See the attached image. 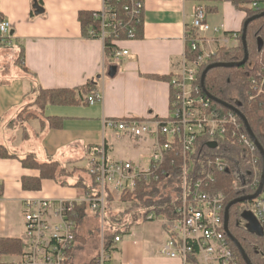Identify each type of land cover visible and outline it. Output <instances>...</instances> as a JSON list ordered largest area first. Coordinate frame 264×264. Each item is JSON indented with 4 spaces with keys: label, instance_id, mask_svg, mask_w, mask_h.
<instances>
[{
    "label": "crops",
    "instance_id": "obj_1",
    "mask_svg": "<svg viewBox=\"0 0 264 264\" xmlns=\"http://www.w3.org/2000/svg\"><path fill=\"white\" fill-rule=\"evenodd\" d=\"M144 5L137 38L118 43V50L129 55L109 62L105 44L92 36L86 38L79 21L80 13L99 12L103 0H0V19L10 22L13 42L11 46L0 43V72H6L0 77V146L17 156L0 158V238L23 239L28 200H74L85 193L82 187L63 186L54 180H43L39 191L25 190L24 179L35 180L41 175L38 170L23 167L21 159L29 155L40 163L56 162L72 175L81 171L90 175V149L106 144L114 160L148 166L150 147L105 131L104 122L164 120L170 115L172 87L160 78L182 72L187 36L199 7L205 8L211 28L220 30L218 34H205L206 51L216 53L220 48L240 45L234 35L239 36L243 30L247 13L228 0H144ZM3 49L9 54L8 62L2 60ZM111 67L117 68L114 77L109 76ZM33 80L38 90L45 91L96 82V95L101 100L94 105H49L44 115L38 106H31L28 111L34 118L13 126L20 112L36 101ZM46 117L63 118V127L41 132V121ZM24 128L27 139L23 137ZM118 144L122 147L120 154ZM163 225L161 219L134 225L129 234L120 236V242L112 243L109 264H184L179 257L163 255L165 244L172 238ZM78 245L70 264L81 254L75 255ZM101 247L97 245L99 250L92 260L97 259ZM19 261L18 256L4 257L8 264Z\"/></svg>",
    "mask_w": 264,
    "mask_h": 264
},
{
    "label": "built area",
    "instance_id": "obj_2",
    "mask_svg": "<svg viewBox=\"0 0 264 264\" xmlns=\"http://www.w3.org/2000/svg\"><path fill=\"white\" fill-rule=\"evenodd\" d=\"M144 8V0H103L102 9L94 14L100 24V33L91 32L92 37L104 44L109 39L119 43L123 35L126 40H134L137 27L143 21ZM206 18L205 8L199 7L192 24L196 36L188 35L187 44L192 52L201 54L192 61L185 57L182 72L170 83L173 95L170 115L164 120L130 118L104 122V130L114 133L118 138L132 140L137 145L145 142L151 149L148 166L114 160L108 155L106 144L91 148L90 175L95 179L97 193L85 191L83 197L74 200H28L24 215L26 232L22 239L25 247L17 264H70L78 231L77 221L71 215L83 205L88 207L89 216L97 213L101 215L103 242L97 262L109 264L110 252L105 248L104 240L108 196H115L111 202L113 206L124 204V194L133 193L139 183L149 185L169 178L166 166L175 164L169 160L175 150L174 144L180 147L186 168L181 205L176 210L177 219L170 222L161 218L172 235L162 250L163 255L179 257L184 264H191L188 261L190 258H196L198 264H239L224 228L225 195L214 191L218 175L229 171V162L224 158L209 160L205 164L209 171L203 170L191 186L188 184V175L195 168L192 157L199 140L207 139L209 144L218 145L219 141H225L228 137L251 154L252 169L246 177L248 180L253 178L254 182L246 187H259L261 181L255 157L258 150L249 134L243 133L240 117L232 111L226 115L218 113L211 108L208 97L198 95L199 88L196 85L200 70L215 54L206 51L205 34L220 32L218 28H211ZM10 28L9 21L0 19V43L5 46L13 43L9 36ZM234 36L239 39L238 35ZM127 55V51L117 49L113 60L120 61ZM251 86L256 97L264 95L263 66L256 71ZM254 98L252 96L251 100ZM99 100V95L89 97L91 105ZM250 208L264 236V189L259 197L251 201ZM154 218L151 215L149 219ZM120 241L121 237L115 239V242Z\"/></svg>",
    "mask_w": 264,
    "mask_h": 264
},
{
    "label": "trees",
    "instance_id": "obj_3",
    "mask_svg": "<svg viewBox=\"0 0 264 264\" xmlns=\"http://www.w3.org/2000/svg\"><path fill=\"white\" fill-rule=\"evenodd\" d=\"M213 1L221 2L223 0ZM228 1L232 2L237 9L247 13L246 21L251 17L264 13V0ZM254 5L257 6L254 7ZM79 21L81 23L83 35L86 38L92 36L91 32L95 34L100 33V24L96 21L93 13H80ZM142 25L143 21L141 25L137 27L135 39ZM188 35L196 36V31L192 30ZM242 35L243 30L239 34L240 45L238 47H223L218 49L211 60L200 70L196 85L199 88L198 95L207 97L201 86V77L209 65L215 63H240L243 61L245 57V48L242 43ZM124 40H126V37L123 35L121 41ZM247 48L249 52V61L245 65L235 68H217L209 71L205 80V88L207 92L217 100L226 102L239 109L242 115L248 120L253 132L264 148V135L260 131L262 123L264 122V95L256 97L251 86V80L255 76L256 71L262 66L264 67V17L250 23L247 31ZM117 49V41H113L112 39L106 41L105 54L109 62L113 60V56ZM200 54L201 53L192 52L189 45L187 46L186 57L188 61H192ZM175 77L177 76H169L160 79L171 83ZM31 85L32 91L38 92L36 101L20 112L17 119L12 122L13 126L23 122V120L34 118V115L29 114L28 111L31 106H38L41 111L40 114L44 115L49 105L79 106L89 103V97L96 95L98 91L96 82H91L86 86L75 89L47 91L42 89L38 90V86L34 80ZM252 96H255L253 100H251ZM211 108L222 115L231 112L223 105L214 101H211ZM240 121L243 133H248L243 120L241 119ZM63 122V118L46 117L41 121V132H44L47 128L61 129L63 127ZM23 137L25 139L29 138L26 128L23 129ZM174 146L175 150L170 154L169 160L175 162V164L172 167L166 166V170L170 173L169 178H162L160 181L152 182L149 185L139 183L133 193L124 194L122 201L124 204H127L124 209H119L120 205L113 206L111 202L115 200V196H108L109 204L104 217V240L107 250L110 251L112 243L117 237L129 234L132 227L136 224L158 221L161 218L170 222L177 219L176 210L181 205L186 166L180 147L178 144H174ZM15 157L17 156L11 154L5 147L0 146V158ZM255 157L262 175L264 162L259 151L255 153ZM217 158H224L229 162V171L225 174L218 175V184L214 187V191L225 195V209L232 201L256 193L258 190L257 185L256 187L251 185V188L246 187L247 184H253L254 182L253 178H249L248 180L246 177L248 171L252 169V164H250L251 154L237 144H234L230 137L225 141H219L216 149H211L209 147V141L207 139L199 140L196 153L192 157L195 168L188 175L189 186L192 185L194 180L200 177L203 170L209 171L206 169L205 164L209 160ZM21 162L24 168L38 170L41 173L39 179L23 180V187L25 190H41L43 180H54L63 186H69L64 179L73 173L70 174L67 169L61 167L58 163H40L34 155H29L21 159ZM187 168H189V166ZM90 177L92 181L89 184L81 178L74 186L69 187H82L86 192L96 194L97 185L95 179L91 175ZM2 192L3 188L2 185H0V197L2 196ZM250 204L251 202H245L231 208L229 228L232 235L239 241L245 250L251 264H264V236L249 231L240 224L243 211L245 208H248ZM87 211L88 207L83 205L71 215V218L76 220L78 224L76 243L71 254L76 245L81 242L86 243L87 241L86 236L82 234L85 229V223L90 217ZM151 215H154L155 218L149 219ZM95 217L101 222V215L99 213L95 214ZM163 226L166 228V225ZM95 230L99 231L101 234L100 227H96L93 233L91 232L92 230H90L89 234L93 235L96 232ZM229 241L239 264H246L235 244L230 239ZM24 247L25 245L22 240L0 238V264H8L4 262V257L6 256L20 257L23 254ZM188 261L191 264H198L196 258H190ZM88 264H98L97 259L92 260Z\"/></svg>",
    "mask_w": 264,
    "mask_h": 264
},
{
    "label": "water",
    "instance_id": "obj_4",
    "mask_svg": "<svg viewBox=\"0 0 264 264\" xmlns=\"http://www.w3.org/2000/svg\"><path fill=\"white\" fill-rule=\"evenodd\" d=\"M264 17V13H261L259 15H256L254 17L249 18L245 24H244V29H243V35H242V43L243 46L245 48V57L243 59L242 62L240 63H215L212 65H209L206 70L203 72L202 77H201V86L203 88V91L205 92L206 96L214 102H217L218 104L223 105L225 108L229 109L232 112H235L244 122L245 127L247 129V132L251 138V140L253 141L254 145L256 146L257 150L260 152L263 162H264V148L261 145V143L259 142L257 136L255 135V133L253 132L251 126L249 125L248 120L242 115V113L239 111L238 108H236L235 106H232L226 102L217 100L216 98H214L211 94H209L205 88V80H206V76L209 73V71L213 70V69H217V68H235V67H241L243 65H245L248 61H249V52H248V48H247V31H248V27L250 25L251 22L258 20L260 18ZM117 73V68L116 67H111L110 71H109V76L110 77H114ZM209 147L211 149H216L218 147L217 143H210ZM264 189V166H263V170H262V175H261V181L258 187V190L256 191V193H254L253 195H246L243 197H240L234 201H232L231 203H229V205L227 206L226 210H225V219H224V228H225V232L227 234V236L229 237V239L235 244V246L237 247V249L240 251L244 261L246 262V264H251V261L248 257V255L246 254L245 250L243 249V247L241 246V244L239 243V241L232 235V233L230 232V228H229V222H230V210L233 206L237 205V204H243L245 202H251L253 200H255L257 197H259L262 193Z\"/></svg>",
    "mask_w": 264,
    "mask_h": 264
},
{
    "label": "rangeland",
    "instance_id": "obj_5",
    "mask_svg": "<svg viewBox=\"0 0 264 264\" xmlns=\"http://www.w3.org/2000/svg\"><path fill=\"white\" fill-rule=\"evenodd\" d=\"M3 53H4V55H1L3 57L2 60H5L6 62H8L9 54H8L7 50L3 49ZM5 74H6V72H0V77H2V76L4 77ZM13 75L14 76L16 75L15 72H13ZM260 131L264 135V122L262 123ZM117 149H118V153L120 154V151H122L121 145L118 144ZM81 178L83 180H85L88 184L91 183V181H92L90 175L87 172H82V171L76 172V174H74V175H69L64 180L67 182V184L69 186H74L77 182L80 181ZM118 205H120L119 209H124V207L127 204H118ZM240 224L249 231L255 230L256 226H255L254 221H253V213H252V209L250 208V205L248 206V208L244 209ZM96 227H100L102 230V228H103L102 222L97 220L95 215H91L88 218L87 222L85 223V229L82 232V234L84 236H86L87 241H86V243H84V242L79 243L78 248L75 252L76 253L75 255H78V253H81V254L77 260L73 261V264H87L88 262H90L94 258L95 250L96 249L99 250L97 248V245L100 246L103 242L102 241V232L100 234L99 231L95 230L96 232L93 235L89 234L90 233L89 231L92 230L91 232L93 233V231H94V229H96Z\"/></svg>",
    "mask_w": 264,
    "mask_h": 264
},
{
    "label": "flooded vegetation",
    "instance_id": "obj_6",
    "mask_svg": "<svg viewBox=\"0 0 264 264\" xmlns=\"http://www.w3.org/2000/svg\"><path fill=\"white\" fill-rule=\"evenodd\" d=\"M254 224L256 226L255 230H253V232L257 233V234H262V228L260 227V225L257 223V221L253 218Z\"/></svg>",
    "mask_w": 264,
    "mask_h": 264
}]
</instances>
